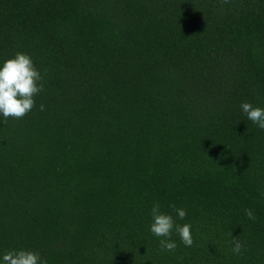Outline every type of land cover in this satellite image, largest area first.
<instances>
[{
  "label": "trees",
  "instance_id": "1",
  "mask_svg": "<svg viewBox=\"0 0 264 264\" xmlns=\"http://www.w3.org/2000/svg\"><path fill=\"white\" fill-rule=\"evenodd\" d=\"M16 52L44 91L0 116V257L264 264V130L240 108H264V0H0ZM157 202L191 247L174 227L160 250Z\"/></svg>",
  "mask_w": 264,
  "mask_h": 264
},
{
  "label": "clouds",
  "instance_id": "2",
  "mask_svg": "<svg viewBox=\"0 0 264 264\" xmlns=\"http://www.w3.org/2000/svg\"><path fill=\"white\" fill-rule=\"evenodd\" d=\"M225 3L228 0H224ZM44 91L43 77L34 66L30 55L23 52H16L12 58H8L0 64V116L7 119H22L36 107L34 97ZM242 112L246 114L248 120L264 130V108L254 106L250 102L240 104ZM39 110H44V105L39 106ZM264 195V193H262ZM173 207V205H170ZM178 217L183 220L186 211L183 208H174ZM245 215L250 220H255V215L251 209L244 210ZM152 223L150 232L157 237H162L159 241L161 251H174L177 247L175 241L171 240L172 231L178 234L181 242L186 247L193 245L191 224H175L173 217L161 211L159 203H154L151 208ZM229 235H231L229 233ZM231 251L239 255L243 247L238 238L230 240ZM0 264H47L42 259L41 254L36 251L19 249L8 250L0 257Z\"/></svg>",
  "mask_w": 264,
  "mask_h": 264
}]
</instances>
